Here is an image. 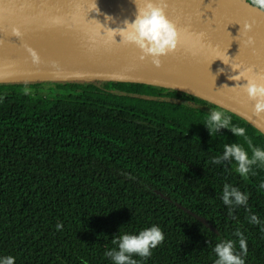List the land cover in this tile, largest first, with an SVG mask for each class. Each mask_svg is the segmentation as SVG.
Instances as JSON below:
<instances>
[{"label":"trees","instance_id":"obj_1","mask_svg":"<svg viewBox=\"0 0 264 264\" xmlns=\"http://www.w3.org/2000/svg\"><path fill=\"white\" fill-rule=\"evenodd\" d=\"M212 110L264 149L255 125L183 90L115 80L0 81V259L113 264L105 255L118 249L113 239L155 225L165 239L150 257L134 255L138 264H215V245L228 240L245 264H264V166L242 177L234 161L212 163L225 144L251 156L245 138L229 129L210 135L204 124ZM225 184L246 193L247 205L230 213ZM253 214L259 224L249 222Z\"/></svg>","mask_w":264,"mask_h":264},{"label":"water","instance_id":"obj_2","mask_svg":"<svg viewBox=\"0 0 264 264\" xmlns=\"http://www.w3.org/2000/svg\"><path fill=\"white\" fill-rule=\"evenodd\" d=\"M165 2L166 14L177 25L181 39L177 49L162 56V65L156 68L151 57L139 59L141 52L135 45L120 43L119 35L115 37L116 43L101 36L104 32L100 24L116 29L123 27L125 20L135 19L137 6L134 0H0V71L35 73L34 76L0 81L94 79L171 87L211 101L264 132V117H257L252 111L254 101L249 100L241 89H232L247 81L229 78L239 75L240 71L233 70L231 64L240 65L241 70L251 67L255 73H264V12L251 7L248 0ZM136 3L142 6V0H136ZM106 17L111 19L106 20ZM53 18H59L60 23H53ZM245 22L252 24L249 33L242 31ZM100 31L101 35H98ZM248 35L255 41L252 46H246ZM29 49L35 50L39 57L44 56V61L34 62ZM92 49L120 58L136 77L118 80L89 72L80 75L51 73L43 66L51 55ZM150 189L193 214L157 188L151 186ZM199 219L213 228L205 217L199 216Z\"/></svg>","mask_w":264,"mask_h":264},{"label":"clouds","instance_id":"obj_3","mask_svg":"<svg viewBox=\"0 0 264 264\" xmlns=\"http://www.w3.org/2000/svg\"><path fill=\"white\" fill-rule=\"evenodd\" d=\"M137 11L135 19L129 22L125 20L123 27L116 29L105 27L100 24L104 35L101 31L98 35L105 36L111 42L116 43L115 37H121L120 43L135 45L141 52L140 60L151 57L152 64L159 68L162 65L161 57L167 56L174 52L180 43L181 34L177 25L171 21L166 14L165 0H142V6H138L134 0ZM96 6V4H95ZM250 6L264 12V0H250ZM111 17H106L110 20ZM53 23H60L59 18H53ZM106 28V31L104 30ZM242 31L249 33L252 31V24L245 22L242 25ZM18 34V33H16ZM255 41L252 36L248 35L246 46L254 45ZM30 55L34 62H38V53L29 49ZM221 60V59H220ZM223 61V60H222ZM224 64H229L223 61ZM233 70L239 69V75L229 77L232 80L240 81L242 78L247 81L244 85L237 84L232 89H241L246 93L249 100L254 101L253 114L257 117H264V73H255L249 67L241 70L240 65L231 64ZM220 71H223L221 69ZM210 135L213 131L219 132L220 129H229L236 137H244L248 147L251 149V156L243 146L237 143L225 144L224 151L221 156L213 158L212 163L219 165L225 161H234L237 165L236 171L246 177L252 171L253 166H264V149L256 147L246 135V129L232 124L231 117L222 111L212 110L209 118L204 124ZM264 188V183L260 185ZM222 201L229 209V212L237 206H246L248 195L242 193L238 188L229 184L223 186ZM249 222L259 224L260 220L256 215L248 217ZM62 225L57 224V230H61ZM239 237V248L243 255L247 253V241L239 230L235 233ZM165 239L163 231L158 226H151L141 230L137 235L124 234L118 239H113V243L118 245V249H112L105 253L113 264H138L133 256L148 258L152 255V250L157 248ZM217 256L215 264H245L242 255L235 251L234 242L231 240L217 243L213 249ZM0 264H15V258L12 256L0 259Z\"/></svg>","mask_w":264,"mask_h":264},{"label":"bare ground","instance_id":"obj_4","mask_svg":"<svg viewBox=\"0 0 264 264\" xmlns=\"http://www.w3.org/2000/svg\"><path fill=\"white\" fill-rule=\"evenodd\" d=\"M43 61L44 56H40L38 63H42ZM44 65L51 73L80 75L89 72L101 78H114L118 80L134 79L136 77L123 60L113 57L112 54L95 49L71 52L64 55L54 54L51 55L48 63H44ZM34 75L35 73L33 72L18 71L15 73H4L0 71V79Z\"/></svg>","mask_w":264,"mask_h":264},{"label":"rangeland","instance_id":"obj_5","mask_svg":"<svg viewBox=\"0 0 264 264\" xmlns=\"http://www.w3.org/2000/svg\"><path fill=\"white\" fill-rule=\"evenodd\" d=\"M200 105V104H199ZM200 106H202L203 108H206V109H209V107L207 106V105H200Z\"/></svg>","mask_w":264,"mask_h":264}]
</instances>
